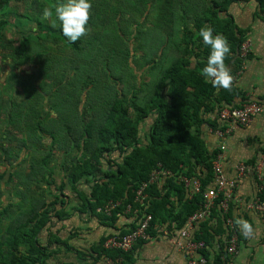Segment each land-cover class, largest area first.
<instances>
[{
  "label": "trees",
  "instance_id": "16d2710c",
  "mask_svg": "<svg viewBox=\"0 0 264 264\" xmlns=\"http://www.w3.org/2000/svg\"><path fill=\"white\" fill-rule=\"evenodd\" d=\"M18 1L27 5L28 0ZM239 1L90 0V33L72 43L58 20L53 27L52 20L42 18L44 8H50L47 3L54 9L66 0H30L28 16L15 9L14 15L25 19L26 26H37L18 38L5 36L13 28L4 15L10 0H0V75L6 63V76L0 77H5L0 85V164L5 167L0 173V264H49L55 253L52 247L60 245L51 227L53 219L66 215V188L77 190L87 184L90 194H78L82 207L95 212L115 204L116 217L128 206L133 209L140 187L156 171L198 178L200 192L191 199L183 183L173 177L167 180V189L185 200L171 219L169 195L160 196L155 184L145 189L148 198L141 211L153 218L148 237L155 234L156 223L175 222L181 229L203 210L213 160L219 154L209 152L202 129L205 125L223 129L220 113L247 100L236 86L230 91L217 89L201 75L211 49L198 33L210 25L214 34L227 37L231 53L225 63L235 76L250 57L242 54L247 30L229 12ZM256 2L264 6V0ZM147 21L151 26L159 21L156 34L164 35L159 56L170 43L177 55L152 84L135 75L133 65L144 61L155 71L158 57L146 55L140 61L130 45L144 36L140 27ZM139 48L145 50L141 43ZM26 65L36 72L20 80L12 77V71ZM128 76L132 86L125 90ZM16 91L22 93V101L13 97ZM211 113L213 121L207 119ZM55 156H60L59 165ZM57 169L60 183L55 179ZM106 241L95 250L96 259L114 261L128 253L105 248Z\"/></svg>",
  "mask_w": 264,
  "mask_h": 264
},
{
  "label": "crops",
  "instance_id": "0c3cea01",
  "mask_svg": "<svg viewBox=\"0 0 264 264\" xmlns=\"http://www.w3.org/2000/svg\"><path fill=\"white\" fill-rule=\"evenodd\" d=\"M229 12L236 23H239L238 26L247 30L242 54L250 55L235 74L233 85L244 94L247 102H264V6H260L256 0H240L230 6ZM244 46L248 48L247 53L244 52ZM5 68L4 61L0 77L6 76ZM4 81L5 77L0 78V85L4 84ZM207 116V119L215 120L212 113ZM149 125L150 122L146 124L147 129ZM221 126L231 131L224 138H220L217 130L208 125L202 129V138L211 154H219V158L217 156L213 160V170L218 162L229 180H237L232 198L227 202L228 209H223L225 194L220 193L206 214L193 224V228H189L188 221L181 229L175 222L163 225L156 223L153 237L140 240L132 251L117 260H111V264H189L190 261H198L200 258H205L207 264H264V113L256 115L247 125H232L231 129L225 123ZM223 146L225 149H222ZM241 165L245 167L242 175L239 173ZM198 176L201 177L200 173ZM172 177L176 183H183L181 179L187 178L182 175L175 176L170 172L156 171L151 176L152 183L149 184L156 185L160 196L169 195V219L177 215L185 203L184 195L180 197L176 190L167 189V180ZM189 181V186L183 184L189 188L191 195L187 194V198L191 199L193 194H196L194 184L199 183L201 186V182L198 178ZM216 186L213 172V180L208 189ZM79 188L64 190L67 196L64 208L66 215L63 220L53 219L51 227L52 233L59 238L60 245L52 247L55 253L48 263L110 264L109 258L96 259L95 250H99L102 240L130 233L139 227L146 217L141 211V206L148 196L145 195V199L141 201L137 199L136 194L133 209L128 206L126 210L118 212L116 217H112V212L117 207L115 204H110L104 209L99 208L95 212L83 208L78 194H90L91 190L87 184ZM58 209L63 211L61 207ZM79 210L83 212L80 213ZM204 210L205 205L198 213ZM237 218L252 224V234L247 238L235 223ZM229 219L236 225L238 235L235 254L228 252V240L232 235L228 225ZM184 230H188V236L182 235ZM191 243L202 246L190 251L188 247ZM101 248L103 249L102 246Z\"/></svg>",
  "mask_w": 264,
  "mask_h": 264
},
{
  "label": "built area",
  "instance_id": "2783aa9c",
  "mask_svg": "<svg viewBox=\"0 0 264 264\" xmlns=\"http://www.w3.org/2000/svg\"><path fill=\"white\" fill-rule=\"evenodd\" d=\"M248 48L244 46V52L247 53ZM243 52V49H242ZM245 57V55H244ZM261 113H264V102H258V101H251V102H246L244 103L241 107L238 108H227L224 109L219 116V119L222 123L227 124L230 129L232 125H247L256 115H259ZM231 131L229 129H218L217 130V135L220 138H224L227 134H229ZM222 149H225L223 146ZM219 158V156H218ZM245 167L240 166L239 167V173L240 175L244 174ZM153 181V177H152ZM152 181L148 183H144L141 187L140 190L137 192V199L138 200H144L145 199V194L144 191L145 189L149 186V184L152 183ZM181 181L189 186L190 181L188 178H183ZM214 181L217 184L215 188H211L206 190L204 193V201H205V210L202 213H196L192 217L189 218L188 220V226L189 228H193V224L201 219L206 212L209 210V208L214 204V200L219 196L220 193L225 194L224 201L222 202V207L224 210L228 209L227 202L232 198V191L236 188L237 186V180H229L222 169V166L220 163L216 162L214 166ZM194 191L196 193L200 192V184L195 183L194 184ZM261 208V207H258ZM153 218L152 215H146L145 219L140 223L139 227L130 233L126 235H118V236H113L107 239V241L104 244V247L107 249H114V250H121L123 252H129L131 251L140 240H145L147 239L148 235L147 232L150 228L151 222ZM228 225L230 227V230L232 232V235L230 236L228 240V252L230 254H235L237 253V240H238V235L236 231V225L232 220H228ZM183 236H188V230H184L182 232ZM202 245L200 244H195L191 243L188 249L191 250H196L200 248ZM110 264L112 263L111 260ZM189 264H207V260L205 258H200L198 261L192 260L189 262Z\"/></svg>",
  "mask_w": 264,
  "mask_h": 264
},
{
  "label": "clouds",
  "instance_id": "9594fccd",
  "mask_svg": "<svg viewBox=\"0 0 264 264\" xmlns=\"http://www.w3.org/2000/svg\"><path fill=\"white\" fill-rule=\"evenodd\" d=\"M93 5L90 0H66V3L57 5L54 9L45 7L42 18L52 20V26H56L58 20L62 26L63 35L72 43L90 33L89 21L92 15ZM203 43L211 49L207 64L201 70V75L210 80L213 87L230 91L234 76L225 61L231 53V47L227 37L223 34H214L210 25L199 30ZM235 223L247 238L252 234V224L237 218Z\"/></svg>",
  "mask_w": 264,
  "mask_h": 264
},
{
  "label": "rangeland",
  "instance_id": "374dc122",
  "mask_svg": "<svg viewBox=\"0 0 264 264\" xmlns=\"http://www.w3.org/2000/svg\"><path fill=\"white\" fill-rule=\"evenodd\" d=\"M29 5H30V0L27 1V5L23 4L22 2H19L18 0H10V6L6 10V13H4V15L7 17V19H10L11 21L10 27H13V28L11 30L8 29L5 36L18 38L19 33L27 32L28 30L33 29V28L35 29L37 27L36 24H29V26H26L27 21H25V19H20L19 16H17L16 14L14 15L13 11H16L15 9H17L19 13H22L28 16L29 14L28 6ZM47 5H49L50 8L53 7V4L51 3H47ZM153 16H155V18H158V16H156V11H155V15ZM48 22L51 23V19H49ZM15 25L18 26V30L16 29ZM155 26H154V21H153V26H151V23H148L147 21L145 25L140 27L141 30L145 31L144 36L139 37L138 41L132 40L130 42V45L132 46L133 55L135 56L136 59H140V61H142L144 58H146V55H147V58H150V59L151 58L155 59L158 57L157 58V69L155 71H151L149 67H145V65H143L144 61L141 62L142 65H139V66L133 65V70H134L135 75H139V76L143 75L144 83H148V84L154 78H156L158 75L161 74V71L163 70V68L167 66L168 61L171 62L172 60H175L177 58V55H175V51L170 48V46L174 45V43H170L169 45H167L166 46L167 48L163 56H159V49L161 48V46L164 44L165 41H164V35L161 36L160 34H156L158 28H160L159 21H158V24ZM46 29L42 28V30H46ZM1 33L4 34L5 32L3 31ZM140 43L145 48V50H142L139 48ZM8 48L10 49V45H8ZM2 54L3 53L0 52V56ZM35 72H36V69L34 68V66L26 65V66L20 67L17 71H12L11 74H12V77L16 76L20 80V79L25 78L26 76L25 74H33ZM152 82L150 84H152ZM131 86H132V83H131L130 77L128 76L124 79L123 87L125 90H127ZM13 97L17 101L23 100L22 93H18V91L14 92ZM53 116H55L54 113H53ZM55 158L58 159L57 163L59 165L60 156H55ZM56 159H55V162L57 161ZM4 171H5V167L0 164V173ZM55 179L57 183H60V173L58 169L56 172Z\"/></svg>",
  "mask_w": 264,
  "mask_h": 264
}]
</instances>
